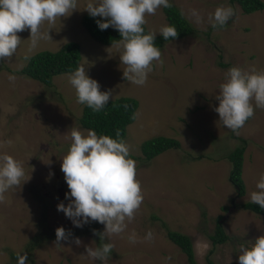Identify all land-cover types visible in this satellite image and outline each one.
<instances>
[{
    "label": "rangeland",
    "instance_id": "rangeland-1",
    "mask_svg": "<svg viewBox=\"0 0 264 264\" xmlns=\"http://www.w3.org/2000/svg\"><path fill=\"white\" fill-rule=\"evenodd\" d=\"M0 1V264H190L169 229L191 237L198 264H264V215L241 206L264 201V9L245 13L238 0ZM167 2L196 32L137 66L126 40L104 45L75 23L86 13L135 18L157 35ZM71 41L82 69L53 88L30 85L21 73L30 57ZM122 74L141 102L118 149L86 135L78 88L93 93ZM154 136L181 146L146 161L142 144ZM243 144L240 196L228 155ZM41 220L74 231L97 222L108 247L96 233H65L29 253ZM218 221L228 239L214 244Z\"/></svg>",
    "mask_w": 264,
    "mask_h": 264
},
{
    "label": "trees",
    "instance_id": "trees-1",
    "mask_svg": "<svg viewBox=\"0 0 264 264\" xmlns=\"http://www.w3.org/2000/svg\"><path fill=\"white\" fill-rule=\"evenodd\" d=\"M235 2V0H232ZM245 13H253L264 9V0H238ZM0 6L5 7L0 3ZM164 12L168 24L160 34H152L148 27L135 18H115L110 16H95L93 13L83 15L82 23L89 33L104 45H113L126 40L131 46L130 57L134 64L140 65L149 57L159 53L166 43L185 38L195 34V27L184 16L182 11L173 3L164 4ZM1 58V57H0ZM81 46L77 41L65 44L58 51L43 50L30 57L28 64L22 68L21 73L33 79H37L46 86H52L54 77L66 73L77 72L81 67ZM80 97L85 100L83 114L80 123L84 128L93 131L101 142L109 143L120 149L128 135V126L136 118L138 101L133 97H118L104 103L86 99L84 94ZM181 143L178 139L167 136H154L142 144V154L146 161H151L161 153L179 148ZM246 145L236 147L228 158L232 164L230 180L235 186L238 195L245 194V182L243 179V168ZM126 157L139 159V157L126 153ZM245 209L252 210L264 215V201H249L241 205ZM227 208V207H226ZM222 218V216H220ZM96 233L98 243L105 249L108 244L104 237L99 234L97 222L87 225V228L74 230L54 229L47 225L46 220L40 221V229L31 237L27 244L29 253L35 250L50 238L66 237L81 233ZM66 233V235H65ZM169 239L178 245L187 255L190 264H198L191 237L185 233L168 230ZM214 244L225 242L228 236L225 234L223 224L217 222L215 234L212 236ZM11 259L21 257V254L11 252ZM26 257V256H25ZM209 264H215L209 261Z\"/></svg>",
    "mask_w": 264,
    "mask_h": 264
},
{
    "label": "crops",
    "instance_id": "crops-1",
    "mask_svg": "<svg viewBox=\"0 0 264 264\" xmlns=\"http://www.w3.org/2000/svg\"><path fill=\"white\" fill-rule=\"evenodd\" d=\"M0 3H4V2H2V1H0ZM75 23L79 26V24L80 23H82V19L79 17V18H77L76 20H75ZM168 23V22H167ZM82 26H83V23H82ZM166 28V27H165ZM79 30H80V27H79ZM78 30V31H79ZM164 31V30H163ZM162 31V32H163ZM82 32H83V34L85 33V31L84 30H82ZM81 36H83V35H81ZM87 37H88V35L87 36H85V38L87 39ZM180 39H182V38H180ZM78 42V41H77ZM79 43V42H78ZM169 43V42H168ZM80 44V43H79ZM81 46V45H80ZM62 48V47H61ZM60 48V49H61ZM133 49V48H132ZM59 50V49H58ZM58 50H55V51H58ZM132 51V50H131ZM158 54V53H157ZM81 55H82V52H81ZM156 55V54H155ZM154 55V56H155ZM154 56H151V57H154ZM150 58V57H149ZM148 58V59H149ZM83 58H82V61H81V67H80V69L77 71V72H79L81 69H82V67H83ZM145 61H147V60H145ZM134 63V62H133ZM74 73H76V72H74ZM66 74H73V73H66ZM62 75H64V74H62ZM25 76V79L27 80V82L31 85V84H36V86L38 85L39 86V83L40 84H42L41 83V81H39V80H37V79H33V78H31V77H28V76H26V75H24ZM59 76L60 75H57V76H55L54 77V80H53V85L55 84L54 83V81H56L57 80V78H59ZM124 74H122L121 76H119L117 79H118V81L114 84V85H112V86H110V85H107V86H102L101 88H99V87H95L94 89H93V93H91L86 87H82V88H78L79 90H81V89H83V88H85V90H82V91H84V93H81V94H84L87 98H89L88 100H94V101H97L98 103H99V101L97 100V97H96V95H99V94H101L102 92H104V94L103 95H105V97L107 98V99H105L104 101H102L103 103L104 102H106V101H109V100H112V99H115V98H118V97H123V96H126V97H133V98H135L137 101H138V108H139V105H140V102H141V96L139 95H137L136 94V92L135 91H132V89L129 87V85H128V82H127V79H125L124 78ZM125 79V80H124ZM58 81V80H57ZM52 85V87L50 86V88H53L54 86ZM55 86H56V84H55ZM116 87V88H115ZM121 87H123L125 90H123V89H121ZM110 88H112V89H115V90H112L111 89V91H110ZM128 90V92L126 93V94H119V93H115L114 91H127ZM112 93V94H111ZM82 100V99H81ZM101 101V100H100ZM138 108H137V110H138ZM136 118H137V111H136ZM136 118H135V120H136ZM134 120V121H135ZM82 126V125H81ZM85 129H87V128H85ZM84 129V130H85ZM86 131V135H88L89 133H91V135H93V138H94V135L95 136H97L96 134H94V132L92 131L91 132V130H85ZM90 135V134H89ZM90 135V136H91ZM261 215H263V214H261Z\"/></svg>",
    "mask_w": 264,
    "mask_h": 264
},
{
    "label": "clouds",
    "instance_id": "clouds-1",
    "mask_svg": "<svg viewBox=\"0 0 264 264\" xmlns=\"http://www.w3.org/2000/svg\"><path fill=\"white\" fill-rule=\"evenodd\" d=\"M2 4V3H1ZM0 7H2V6H0ZM3 8V7H2Z\"/></svg>",
    "mask_w": 264,
    "mask_h": 264
}]
</instances>
